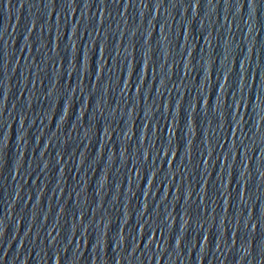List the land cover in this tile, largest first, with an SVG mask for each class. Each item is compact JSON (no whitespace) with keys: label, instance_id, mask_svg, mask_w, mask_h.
<instances>
[{"label":"water","instance_id":"1","mask_svg":"<svg viewBox=\"0 0 264 264\" xmlns=\"http://www.w3.org/2000/svg\"><path fill=\"white\" fill-rule=\"evenodd\" d=\"M0 264H264V0H0Z\"/></svg>","mask_w":264,"mask_h":264}]
</instances>
